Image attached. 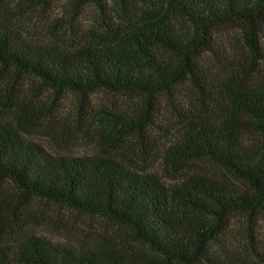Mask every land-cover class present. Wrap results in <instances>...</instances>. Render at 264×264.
<instances>
[{"label": "trees", "instance_id": "16d2710c", "mask_svg": "<svg viewBox=\"0 0 264 264\" xmlns=\"http://www.w3.org/2000/svg\"><path fill=\"white\" fill-rule=\"evenodd\" d=\"M10 1L33 9L54 0H0V83L9 75L0 101L33 79V93L9 104L12 119L0 120V179L26 197L102 217L130 239L76 249L25 233L5 243L16 205L0 190V264H238L225 242L230 222L236 214L264 217V0H94L93 23L72 42L25 35ZM91 1L62 7L78 19ZM231 28L243 33L242 47L215 41ZM38 82L81 97L135 94L139 106H178L177 91L190 87L187 111L164 116L173 125L166 143L142 155L145 163L161 157L177 182L166 185L131 154L119 153L128 164L110 151L54 155L24 138ZM98 117L101 143L113 149L148 125L142 115L102 110ZM197 160L220 173L196 170Z\"/></svg>", "mask_w": 264, "mask_h": 264}, {"label": "rangeland", "instance_id": "374dc122", "mask_svg": "<svg viewBox=\"0 0 264 264\" xmlns=\"http://www.w3.org/2000/svg\"><path fill=\"white\" fill-rule=\"evenodd\" d=\"M64 1L54 0L48 5L33 9L21 8L15 1H10L8 7L16 17L17 26L30 38L46 42L54 41L58 36L61 40L72 42L90 28L93 18L89 17V10L92 8L97 14L98 7L92 0V3H87L79 9V18L75 19L69 9L63 10ZM102 1L108 6L112 0ZM243 37L238 28L215 33V41L222 46L234 44L242 47ZM261 42L264 45V34H261ZM8 78L9 75H6V81L0 83V100H3L6 94L4 89ZM32 86L33 79L25 77L15 93L8 95L6 103L0 101V120L12 119L13 113L9 110V104L33 93ZM38 86L32 111L22 131L24 138L42 145L54 155L83 157L110 151L128 164L119 153L131 154L136 159L135 162L144 168L150 167L148 172L158 174L166 185L177 182V179L165 171L161 157L157 161L147 158L145 163L142 155L144 150L153 149V152H157L158 148L166 143L173 125L164 116H170L171 111L175 115L187 111L189 107L183 93L190 87H180L177 91L178 106H139L138 97L126 92L107 93L98 90L81 97L69 92L57 94L39 82ZM102 110H108L110 114L123 118L142 115L148 125L142 136L136 135L128 139L122 147L113 149L109 144L101 143L97 131L100 118L98 115ZM192 166L199 171L220 173L218 166L208 160H197ZM0 190L16 205L15 210L9 212V218L4 224L5 231L1 238L5 243H10L13 238L25 233L36 234L53 243L76 249L98 248L103 243L115 240L119 235L130 239L127 231L102 217L76 212L37 197H26L7 179H0ZM225 242L231 257L238 264H264V217L249 219L247 216L236 214L226 231Z\"/></svg>", "mask_w": 264, "mask_h": 264}]
</instances>
